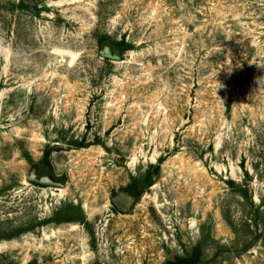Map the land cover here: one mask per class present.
<instances>
[{"label":"rangeland","instance_id":"obj_1","mask_svg":"<svg viewBox=\"0 0 264 264\" xmlns=\"http://www.w3.org/2000/svg\"><path fill=\"white\" fill-rule=\"evenodd\" d=\"M0 264H264V0H0Z\"/></svg>","mask_w":264,"mask_h":264},{"label":"water","instance_id":"obj_2","mask_svg":"<svg viewBox=\"0 0 264 264\" xmlns=\"http://www.w3.org/2000/svg\"><path fill=\"white\" fill-rule=\"evenodd\" d=\"M102 53H103L104 57L110 58L111 60H115V61L120 60L119 56L117 54L112 53L108 47H105ZM30 181L31 182H38L40 184H50V182L46 179H41L38 181V180H35L34 178L31 177ZM112 202H113V204H115L118 207H120L119 204H123V206L121 207L122 211L127 210L128 206L126 203V197L124 195L117 196L116 198H114V200Z\"/></svg>","mask_w":264,"mask_h":264},{"label":"bare ground","instance_id":"obj_3","mask_svg":"<svg viewBox=\"0 0 264 264\" xmlns=\"http://www.w3.org/2000/svg\"><path fill=\"white\" fill-rule=\"evenodd\" d=\"M126 197V196H125ZM126 203H127V206H129L130 205V201H128V197H126ZM128 208V207H127Z\"/></svg>","mask_w":264,"mask_h":264},{"label":"flooded vegetation","instance_id":"obj_4","mask_svg":"<svg viewBox=\"0 0 264 264\" xmlns=\"http://www.w3.org/2000/svg\"><path fill=\"white\" fill-rule=\"evenodd\" d=\"M128 201H130V202L132 203V200H131L130 198H128ZM131 203H130V204H131Z\"/></svg>","mask_w":264,"mask_h":264}]
</instances>
